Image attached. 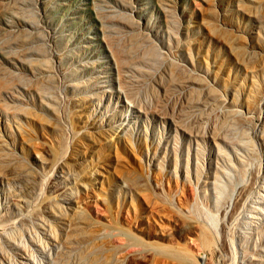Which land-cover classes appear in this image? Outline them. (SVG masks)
<instances>
[{
  "label": "rangeland",
  "instance_id": "374dc122",
  "mask_svg": "<svg viewBox=\"0 0 264 264\" xmlns=\"http://www.w3.org/2000/svg\"><path fill=\"white\" fill-rule=\"evenodd\" d=\"M263 74L264 0H0V152L31 170V197L62 161L88 183L89 192L80 190L76 200L94 223L110 229L105 217L116 214L123 232L164 243L150 234H165L173 217L176 223L203 222L205 206H192L208 186L205 161L213 158L214 139L220 142L225 131L239 138L242 128L251 136L264 100L239 126L225 110L245 115L256 81L264 99ZM43 156L46 164L39 162ZM195 157L203 165L197 184L182 177L185 162L191 170ZM92 164L96 170L89 174ZM127 170L139 176L145 192L161 180L166 202L158 206H169L167 211H151L141 195L133 200L149 237L136 230L141 226L127 197L119 198L118 209L116 195L107 208L101 202L108 190L122 188L119 179H127ZM197 227L175 234L174 241L192 257L203 254L194 264H220V251L199 247ZM116 232L110 241L124 244ZM136 248H125L131 261ZM174 262L193 264L190 258Z\"/></svg>",
  "mask_w": 264,
  "mask_h": 264
},
{
  "label": "bare ground",
  "instance_id": "6f19581e",
  "mask_svg": "<svg viewBox=\"0 0 264 264\" xmlns=\"http://www.w3.org/2000/svg\"><path fill=\"white\" fill-rule=\"evenodd\" d=\"M260 85L258 81L253 83L246 96L245 115L238 114L237 110H225L227 115L231 117V124L239 126L250 122L249 120L252 113L257 109L258 103L260 100H264L262 99L263 86L261 85V89ZM260 109L257 110L256 115L259 123L255 125L251 136L246 135L249 134L248 131L245 132V129L242 128L241 135H238L241 138H236L235 134H233L235 138L228 137V131H225L227 135L225 134L222 137L215 135L220 137V142H216V138H213L215 153H213L210 162L205 161V169L209 174L206 181L208 186L202 188L203 190L200 193L204 202L200 200L201 198H198L197 193L193 200L192 207L194 209L192 208V211L200 210L198 208L204 206L206 208V210L204 209L203 222L200 225L197 224L198 227L195 223L190 222L193 224L191 225L187 221H182V219L179 221L180 223H176L174 217L173 220L171 219L173 226L170 230H165V234H163L164 232L156 234L157 230L155 233L150 234L149 225L145 226V223L143 227L141 226L143 220L141 221L139 214V205L136 201H133L136 195H141L145 200L147 199L145 202H148L151 211L154 210L156 213L157 210L161 209V206L163 209L167 207H163V204L160 207L158 206V202L165 201L161 194L160 178L155 180L151 190L145 192L146 185L143 188V182L138 183L141 181L138 179L139 176L130 177V171L128 173L127 170L128 174H126L129 178L127 175V179L125 176H123L125 179L120 176L119 184L122 185L120 190L113 188L108 190L103 197L100 196L102 197V204L104 203L103 205L107 208V202H110L112 196L116 195L115 199L118 198L117 209L122 204V200L127 197L131 202V204L129 203L130 206L134 210L133 218L136 219L134 222L137 223L138 227L141 226L140 228L137 227L136 230L141 231L145 237H149L150 234V236H155L164 243L142 242L139 240L140 238L137 239L123 232L116 214L115 216L109 214L107 215L108 218L105 215L110 229H105L94 223L85 208L80 206L77 201L80 190L86 191L89 189L88 183L79 181L78 173H75L71 170L72 167L69 168L62 161L55 163L56 166L52 169V173L49 175L50 179L47 178L49 181H46V184L44 180V183L40 182L42 179L39 180L40 187L43 188H41L42 190L38 188L40 190H37V194L31 197L29 194L31 170L24 163L14 164L13 154L11 156L6 151L0 152V202L2 201L0 203V264H158L159 261L166 264L171 261L178 263L184 258H190L194 264L201 261L203 254L201 252L195 253L196 256L192 257L185 245H178V242L174 241L175 234L180 236L183 232L190 233V231H193L192 226L197 227L195 235L199 247L216 249L222 253L220 264H264V111H260ZM237 131L234 130V133ZM77 133L75 132V134ZM6 148L8 147L5 145L3 150ZM64 148H66V145H64ZM115 151L114 154L117 153ZM65 152L67 153V149ZM65 152L60 154L64 156ZM117 155L115 157L120 158ZM249 158L254 160V168L249 167ZM195 159L191 170L188 168V161L185 162L182 177L186 182H191L190 177H193L194 183L197 184L203 165L197 157ZM43 161H45L44 156L39 162L46 164ZM89 163H91V160ZM159 165L160 170H162L163 166ZM176 169L177 162L175 160L173 163V174L175 176ZM95 170L94 164L90 165L89 169L87 168L89 174H93ZM118 172L121 171L118 170ZM125 172L123 173L125 174ZM34 177H36V180L37 176L34 175ZM42 184H45V186ZM47 192L52 193V195ZM173 192L175 193L176 189ZM186 213L188 214V210ZM198 213L197 215L202 216L201 213ZM213 217L217 223L213 222ZM168 219L170 218L168 217ZM216 224L218 225L216 226ZM113 229L117 230L116 234L123 235L119 240H122L121 242L124 240V244H114L110 241L109 236ZM128 245L137 247L130 254L135 257L132 261L126 253L127 250H125Z\"/></svg>",
  "mask_w": 264,
  "mask_h": 264
}]
</instances>
